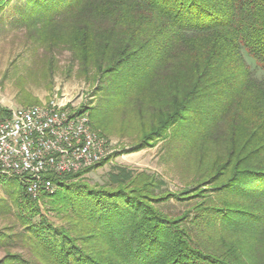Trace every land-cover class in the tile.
<instances>
[{
    "label": "trees",
    "instance_id": "obj_1",
    "mask_svg": "<svg viewBox=\"0 0 264 264\" xmlns=\"http://www.w3.org/2000/svg\"><path fill=\"white\" fill-rule=\"evenodd\" d=\"M23 1L19 23L38 48L68 51L79 79L112 82L89 117L106 134L135 133L131 152L165 141L183 188L121 166L103 185L80 181L107 160L53 176L55 191L35 200L19 183L34 263L5 262L264 264V0ZM173 199L190 205L167 214Z\"/></svg>",
    "mask_w": 264,
    "mask_h": 264
},
{
    "label": "rangeland",
    "instance_id": "obj_2",
    "mask_svg": "<svg viewBox=\"0 0 264 264\" xmlns=\"http://www.w3.org/2000/svg\"><path fill=\"white\" fill-rule=\"evenodd\" d=\"M24 6L23 0H10L6 7L0 4V106L16 111L43 105L57 94L68 102L70 113H84L89 117L91 113L104 108L109 102V90L102 87L110 88L112 82L102 79L90 84L85 79H79L77 63L68 51L59 49L48 53L38 48L29 32L19 23L18 9ZM244 57L251 69H255L254 63L246 55ZM89 120L93 129L108 139L109 148L104 166L82 176L81 182L85 181L90 186L103 185L111 169L121 166L156 174L164 180V189L171 193H178L183 188L182 172L177 170L175 162L167 157L165 141L157 142L153 147H146L138 152H131L130 148L137 140L134 139L135 133L134 138L131 134L126 135L128 133L122 136L118 133L109 135L103 132L101 124H96L91 117ZM19 185L18 181L12 179H0V263L5 262L6 255L34 263L27 241L31 234L25 229L26 225L21 219L23 216L29 218V215L15 204L20 192ZM43 202L37 206L41 214L57 226L63 224L59 217L48 211L50 207ZM189 205L190 203L173 199L161 205V209L176 216ZM4 264L19 263L8 261Z\"/></svg>",
    "mask_w": 264,
    "mask_h": 264
},
{
    "label": "built area",
    "instance_id": "obj_3",
    "mask_svg": "<svg viewBox=\"0 0 264 264\" xmlns=\"http://www.w3.org/2000/svg\"><path fill=\"white\" fill-rule=\"evenodd\" d=\"M57 94L47 103L9 110L0 119V179H14L33 200L52 194L53 176H68L106 159L109 141L84 113L68 112Z\"/></svg>",
    "mask_w": 264,
    "mask_h": 264
}]
</instances>
